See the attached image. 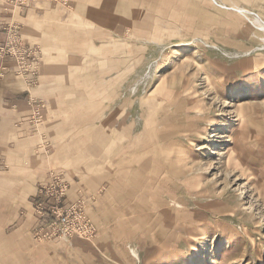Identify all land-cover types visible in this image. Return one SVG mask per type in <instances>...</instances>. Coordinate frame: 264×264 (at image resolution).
Returning a JSON list of instances; mask_svg holds the SVG:
<instances>
[{"label":"rangeland","instance_id":"obj_1","mask_svg":"<svg viewBox=\"0 0 264 264\" xmlns=\"http://www.w3.org/2000/svg\"><path fill=\"white\" fill-rule=\"evenodd\" d=\"M250 13L248 18L254 20L256 12ZM144 17L127 22L120 39L107 34L103 38L99 30L92 32L93 47L110 60L94 62L90 70L97 71L95 78L80 80L83 86L92 85L93 93L70 95L72 102L85 103L72 114L82 148L101 151L107 158L105 188L112 176L117 177L113 191L118 198L109 201L102 215L108 227L99 231L87 212L85 198L69 204L70 184L60 173L67 183L64 204L83 205L95 227L94 235L36 237L37 224L50 220L48 213H40L34 204L39 186L32 199L37 218L33 240L36 244L61 239L83 242L87 249H97L86 253V264H264V82L253 86V81L244 78L236 88L230 84L253 66H264V55L254 52L227 59L223 49L236 51L238 35L245 33L244 29L238 32V23L232 20L223 24L220 35L233 42L222 46L209 38L213 35L210 31L202 32L199 39L197 30L166 29L171 24L165 18L154 22L156 29L140 28L147 26ZM177 22L180 19H175ZM12 23L19 25L17 35L24 48L30 49L28 72H18L13 59L17 51L12 49L11 54L0 56V80H26L29 98L36 101L29 120L40 123L46 114L41 108L44 101L35 90L43 79L45 49L24 41L18 20L12 19L6 28ZM5 29L0 44L7 45ZM213 63L222 65L224 74L213 72ZM3 67L8 69L4 74ZM207 70L212 72L210 78ZM125 92L127 103L130 101L126 116L136 108L138 119L132 137L126 130L131 120L116 119L115 124L120 123L116 127L122 130L118 136L127 143L118 141L121 148L110 156L107 109L111 102L117 106L123 103ZM184 148L189 171L175 158ZM176 163L178 182L173 190ZM55 174L51 173L50 180ZM171 195L176 196L173 202Z\"/></svg>","mask_w":264,"mask_h":264},{"label":"crops","instance_id":"obj_2","mask_svg":"<svg viewBox=\"0 0 264 264\" xmlns=\"http://www.w3.org/2000/svg\"><path fill=\"white\" fill-rule=\"evenodd\" d=\"M232 7H240L245 12L239 13ZM250 10L264 20V0H27L25 5L0 0V39L4 38L6 25L15 19L22 24L24 41L45 49L43 79L35 93L44 101L41 108L46 114L40 123H31L29 116L36 101L29 98L26 80L22 77L0 80V264H86V253H96L97 249H87L83 242L63 239L34 242L33 227L37 218L33 213L32 199L40 184L50 180L51 173H63L69 181V204L85 198L87 212L98 223L99 231L108 227V221L102 215L109 201L117 197L113 191L117 188V177L112 176L108 189L105 188L103 175L108 167L107 158L101 151L82 148L80 143L83 140L73 128L72 114L78 105L85 103L72 102L70 96L93 93V86H83L80 80L95 78L97 71L90 70L94 62L108 63L110 60L93 47L92 32L99 30L103 38L107 34L111 39H120L125 35L127 22L135 23L145 15L147 26L140 28L156 29L154 22L165 18V22L171 24L166 25V29L197 30L199 39L202 32L210 31L209 34L213 35L209 38L212 36L215 44L225 46L233 41L222 38L220 29L232 20L238 23V32L244 29L245 33L238 35L240 41L235 42L238 45L236 51L223 49L227 59L250 56L254 52L256 56L264 55V32L248 18ZM159 14L165 16L159 17ZM175 19L181 22L175 24ZM111 31L113 37L109 35ZM254 39L258 40L255 45L250 41ZM106 44L102 43L103 46ZM216 63L211 70L224 74L222 65ZM261 69L264 66H253L243 78L230 84L236 88L239 79L246 78L250 83L253 81V86H261L264 82V70ZM206 73L207 77L212 76L209 70ZM122 76L125 78L124 69ZM262 87L264 92V85ZM126 93L121 95L123 103L117 106L111 102L107 109L111 131L110 156L121 148L120 142L127 143L122 135L118 136L122 130L116 127L120 125L115 124L116 119L121 118L124 123L131 120L128 125L126 122V130L130 137L134 135L132 130L138 115L135 108L126 116L130 104ZM184 152L187 153L185 148L175 158L178 165L186 166L189 171V158ZM177 163L173 168L174 179ZM175 182L176 179L171 185L173 190L177 189ZM174 197L171 195L170 201Z\"/></svg>","mask_w":264,"mask_h":264},{"label":"built area","instance_id":"obj_3","mask_svg":"<svg viewBox=\"0 0 264 264\" xmlns=\"http://www.w3.org/2000/svg\"><path fill=\"white\" fill-rule=\"evenodd\" d=\"M18 24L12 23L6 29V44H0V56L11 54L12 49L17 51L13 55L14 62L17 64L18 72L25 74L28 72L26 63L30 61V49L24 48L20 37L17 35ZM4 74L8 69L3 67ZM67 189V183L61 179V175L55 174L52 179L45 184L40 185L39 193L35 199L37 211L48 213L49 221L39 222L35 228V235L39 239H54L61 237H91L94 235L93 226L87 212L82 204L66 206L63 202L64 192ZM63 205L65 206L62 207Z\"/></svg>","mask_w":264,"mask_h":264},{"label":"bare ground","instance_id":"obj_4","mask_svg":"<svg viewBox=\"0 0 264 264\" xmlns=\"http://www.w3.org/2000/svg\"><path fill=\"white\" fill-rule=\"evenodd\" d=\"M233 10L239 12V13H243L245 11H243L242 8L240 7H232ZM253 25L256 26L257 28H259V30L263 31L264 32V20L262 19V17L255 13V18H254V21H253ZM251 53V52H250ZM236 54V53H235ZM244 55V54H243Z\"/></svg>","mask_w":264,"mask_h":264}]
</instances>
